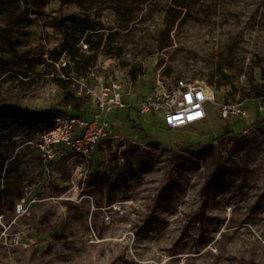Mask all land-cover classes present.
<instances>
[{"label":"rangeland","instance_id":"1","mask_svg":"<svg viewBox=\"0 0 264 264\" xmlns=\"http://www.w3.org/2000/svg\"><path fill=\"white\" fill-rule=\"evenodd\" d=\"M2 1L0 103L55 120L73 109L66 93L89 103L99 80L140 99L186 80L248 116L224 121L209 104L205 122L173 131L113 111L119 138L81 169L46 168L37 129L9 121L0 264H264V112L251 93L264 83V0ZM81 19L89 30L74 28Z\"/></svg>","mask_w":264,"mask_h":264},{"label":"built area","instance_id":"2","mask_svg":"<svg viewBox=\"0 0 264 264\" xmlns=\"http://www.w3.org/2000/svg\"><path fill=\"white\" fill-rule=\"evenodd\" d=\"M99 81L96 90H89L86 94L95 109L85 115L81 110L76 112L70 109L68 113L61 114L36 130L35 145L46 168L65 158L77 162L79 168H83L99 148H104L110 140L119 138L108 116L113 111L128 107L140 117L161 116L165 126L173 131L205 122L209 117V104L217 105L224 121L248 116L243 104L217 102L207 87L195 82L178 80L169 86L159 82L149 94L133 104H127L123 84L117 81ZM256 100L259 111L264 112V98ZM27 144L34 145L32 141ZM22 209V205H19L18 211Z\"/></svg>","mask_w":264,"mask_h":264},{"label":"trees","instance_id":"3","mask_svg":"<svg viewBox=\"0 0 264 264\" xmlns=\"http://www.w3.org/2000/svg\"><path fill=\"white\" fill-rule=\"evenodd\" d=\"M22 1L27 4L28 8H31L32 10H37L42 8L43 5L48 4L50 1H55V0H22ZM5 4L6 2L0 0V8H4ZM72 24L75 26L74 27L75 29H82V30L90 29L89 19L73 20ZM142 74L143 71L141 68L140 70L132 71L130 73V78L132 82L135 84L139 80V77ZM263 92H264V83L261 84L259 89H253L251 91L254 98L256 99L264 97ZM64 103L67 106L72 107L76 112H78L87 104V100H79L77 97L73 96L72 94L66 93L64 96ZM257 109H258V105H257ZM130 110L133 109L130 108ZM257 111L261 113L259 110ZM220 119L222 120L221 117ZM11 120L18 121L20 125L30 124L34 126L35 129H38L41 123L46 124L50 121L48 117L43 116L42 114H40V112H32V111L24 112L18 110L16 106L0 103V132H5L9 129V121ZM132 123H133V128L135 130L142 133L146 138L151 137L150 134L145 132V130L140 126V124H137L134 121H132ZM0 139L1 141H5V137L1 135H0ZM2 171H3V160H0V174L2 173Z\"/></svg>","mask_w":264,"mask_h":264},{"label":"crops","instance_id":"4","mask_svg":"<svg viewBox=\"0 0 264 264\" xmlns=\"http://www.w3.org/2000/svg\"><path fill=\"white\" fill-rule=\"evenodd\" d=\"M132 97L133 98V103L135 102V101H137V100H139L140 99V97L138 96V95H136L134 92L133 93H131V94H126V96H125V102L127 103V98H129V97ZM128 104V103H127ZM129 104H131V103H129ZM93 109H95L94 108V105L89 101V103H87L84 107H83V109H81V111H82V113H83V115H85V113H89V112H91ZM51 164H49L48 165V167L50 166Z\"/></svg>","mask_w":264,"mask_h":264}]
</instances>
